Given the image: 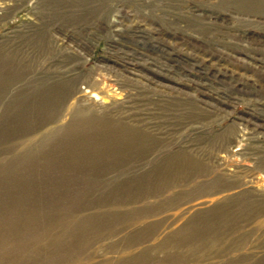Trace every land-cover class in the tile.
Wrapping results in <instances>:
<instances>
[{
  "label": "rangeland",
  "instance_id": "rangeland-1",
  "mask_svg": "<svg viewBox=\"0 0 264 264\" xmlns=\"http://www.w3.org/2000/svg\"><path fill=\"white\" fill-rule=\"evenodd\" d=\"M79 111L162 144L108 165ZM181 149L214 169L159 181ZM259 166L264 0H0V264H264V215L215 209Z\"/></svg>",
  "mask_w": 264,
  "mask_h": 264
},
{
  "label": "bare ground",
  "instance_id": "bare-ground-1",
  "mask_svg": "<svg viewBox=\"0 0 264 264\" xmlns=\"http://www.w3.org/2000/svg\"><path fill=\"white\" fill-rule=\"evenodd\" d=\"M92 88L95 89L94 84H92ZM107 91H109V90H107ZM101 94H102V92H101ZM86 110H88V109H86ZM84 111H79L78 113H75L76 124L78 123L81 126V130H85L86 123H88V125L94 126L95 130L92 134L93 137H92V140H90L89 144L90 145L92 144L95 147V149H96L95 151H96L97 156L102 157L103 155H106V156L110 157L111 162L108 165L114 166L116 164L117 165L120 164L121 160H122L121 157L124 156L125 154H127V152L130 151L131 149H136L137 151H144V153L147 151H151V149H153L155 147L157 149L159 142L157 143L156 138H158V137L155 138L154 135L149 136V134H145L143 132V130L140 129L138 126L133 127V126L127 125L126 124L127 122L124 123V121H122V120H117L116 118L113 119V116H110V115L107 116L108 114L107 115H104V114L96 115L95 117L94 116L91 117V115L88 116L87 113H85ZM77 130L80 131L78 128H77ZM235 131H236L235 125H233V124L229 125L225 131H223L219 134V143L222 145H225L226 142H229V140L231 139L232 133ZM84 133H87V132H84ZM153 140H156V141L154 142ZM151 141H153V142H151ZM80 142H82V141H80ZM161 144L159 143V145H161ZM151 145H154V146L151 147ZM189 151L187 152L186 150L181 149L177 153H173V154L169 155L166 159H164V161L162 163H160L159 166H157L158 168H160L159 171H161V170L163 171V174L162 173H160V174L156 173V177L158 176L157 178L159 179V181H162L164 183H171V181L173 179H175L177 177V175H179L178 173L180 171L185 172V173L189 172L190 174L196 173V176H197L198 172L203 173L204 171H207V170L209 171L211 169H214L213 168L214 164L211 163L210 160L209 161L203 160V158H200L199 155L198 156L192 155ZM85 153H86V151H85ZM127 155H129V154H127ZM257 170H259V171L263 170L264 171V168L262 166H259L258 168L254 169L252 171H257ZM253 173H255V172H253ZM236 179H237L236 177H232V176H218V177H215V179L212 181L209 180V182H207V183L204 181L202 183L203 185H201L203 187V191L199 192V194L202 196L203 195H213V194H217V193L232 189V188L236 187V184H235L237 181ZM261 180L263 182L262 183L260 182L259 185L264 187V176L260 177L259 180H257V181H261ZM155 182H157V181H155ZM257 190H259V189H257ZM248 193H252V190L251 191H243V192L237 193L235 195L230 194V196L224 197L227 201H224L223 199L218 201L217 206H215V209H217L218 211L220 209H223L224 211H226V212H224V214H232L233 216H235L236 219H238L237 218L238 214L239 215L245 214L247 216H251V215L259 213L258 214L259 216L261 214L263 216L264 215V199L259 200L257 197H255L253 195H249L246 200L243 199L242 197H244V195H247ZM262 197H263V195H262ZM229 203L235 204V208H232L231 210L227 209L228 205H226V204H229ZM207 215H209V214H207ZM254 217L257 219L256 216H254ZM223 222H225V221H223ZM256 222H257V224L255 225V228H257V230L259 228L263 227L264 219H261V220L258 219V221H256ZM204 223L209 225L208 220H206ZM215 228H217V227H215Z\"/></svg>",
  "mask_w": 264,
  "mask_h": 264
}]
</instances>
